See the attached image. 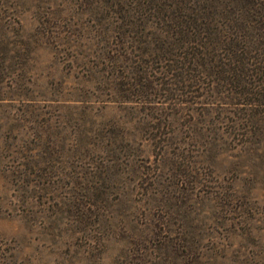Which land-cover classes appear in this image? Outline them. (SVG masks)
Wrapping results in <instances>:
<instances>
[{
	"label": "rangeland",
	"instance_id": "rangeland-1",
	"mask_svg": "<svg viewBox=\"0 0 264 264\" xmlns=\"http://www.w3.org/2000/svg\"><path fill=\"white\" fill-rule=\"evenodd\" d=\"M165 2L0 0V264H264V101L178 81Z\"/></svg>",
	"mask_w": 264,
	"mask_h": 264
},
{
	"label": "trees",
	"instance_id": "trees-1",
	"mask_svg": "<svg viewBox=\"0 0 264 264\" xmlns=\"http://www.w3.org/2000/svg\"><path fill=\"white\" fill-rule=\"evenodd\" d=\"M171 5L163 3L157 14H162V34L173 40L162 36L159 40L161 57L166 64L173 63L170 70L180 71L178 81L199 83L209 78L212 84L227 85L233 95L253 99L252 103L247 100L246 107L260 108L264 101V0H174ZM167 55L176 61L166 59ZM216 90L215 85L211 91Z\"/></svg>",
	"mask_w": 264,
	"mask_h": 264
}]
</instances>
